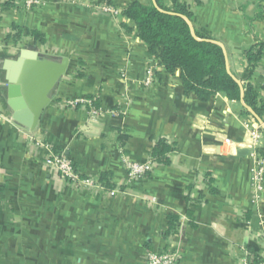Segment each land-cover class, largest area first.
I'll return each mask as SVG.
<instances>
[{"label": "crops", "instance_id": "0c3cea01", "mask_svg": "<svg viewBox=\"0 0 264 264\" xmlns=\"http://www.w3.org/2000/svg\"><path fill=\"white\" fill-rule=\"evenodd\" d=\"M132 1L40 0L26 10L24 0L7 8L0 0V264H146L148 252L167 250L178 264H242L248 254L264 261V187L254 200L251 181L264 163V136L250 142L260 122L220 94L204 103L185 94L180 71L168 73L122 28L131 25L122 13ZM178 2L223 49L233 78L245 81L244 53L264 42V0ZM104 4L119 14L102 13ZM22 50L68 60L34 131L12 120L7 104L4 65ZM250 82L264 106V48ZM79 99L97 114L68 105ZM159 141L172 148L167 164L154 162L131 183L123 162H149ZM56 153L93 184L63 180L45 163ZM168 214L178 225L165 235Z\"/></svg>", "mask_w": 264, "mask_h": 264}, {"label": "trees", "instance_id": "16d2710c", "mask_svg": "<svg viewBox=\"0 0 264 264\" xmlns=\"http://www.w3.org/2000/svg\"><path fill=\"white\" fill-rule=\"evenodd\" d=\"M13 1L9 0L4 7L13 6ZM171 1V9L166 8L159 0H156V5L132 1L122 13L131 25L122 24V28L128 33L135 31L136 37L146 46L148 55L168 73L180 71L185 94L194 95L197 101L202 103L208 102L217 94L231 102L240 103L242 100L244 106L240 115L248 118L251 115L247 111L249 109L255 121H259L264 126V106L260 104L250 82L263 53L264 42L252 45L245 51L247 78L238 83L228 71L223 49L214 41L210 33L204 28L195 27L194 18L186 5L180 4L178 0ZM21 35L22 31L15 28L12 39L18 41ZM23 35L42 42L36 32L25 31ZM262 135L264 136L263 129ZM171 151V147L159 141L151 157L157 164H167L166 155ZM257 153L264 157V146L258 148ZM104 178H101L102 182ZM167 219L168 230L165 235L173 234L176 232L178 219L173 214H168ZM253 260L254 263L259 261L256 256Z\"/></svg>", "mask_w": 264, "mask_h": 264}, {"label": "water", "instance_id": "95a60500", "mask_svg": "<svg viewBox=\"0 0 264 264\" xmlns=\"http://www.w3.org/2000/svg\"><path fill=\"white\" fill-rule=\"evenodd\" d=\"M67 67L65 58L52 61L30 50H22L16 60L6 61L7 104L12 120L26 130L34 131L51 101V92L65 76ZM240 103L244 106L242 100ZM247 111L253 116L249 109ZM261 127L264 130L262 124ZM253 153V148L243 149L237 151V156Z\"/></svg>", "mask_w": 264, "mask_h": 264}, {"label": "built area", "instance_id": "2783aa9c", "mask_svg": "<svg viewBox=\"0 0 264 264\" xmlns=\"http://www.w3.org/2000/svg\"><path fill=\"white\" fill-rule=\"evenodd\" d=\"M40 0H24V8L26 10H31L32 8L38 6ZM100 11L104 14L111 16H117L119 12L110 5H101ZM153 69L148 67L146 70V75L144 79V86H149L153 78ZM78 104H85L90 109L92 114H97L93 102L91 100L79 99L71 100L68 102L69 106L75 107ZM262 136V129L259 131H253L250 134V142L254 148L259 143ZM47 166L54 168L60 175V177L74 185L91 186L93 183L90 180L81 179L76 168L73 166L71 161L61 153L51 154L46 160ZM124 169L127 173L128 179L131 183H136L141 181L147 174L152 171L154 166V161L151 158L149 162L145 164L135 163L131 161H124ZM251 181L253 187V198L254 200L259 199V194L263 192L264 187V163L261 161L252 171H251ZM254 256H249L243 260L242 264H264V261L259 260L254 263ZM146 264H178V253L173 250L160 251V252H148L146 256Z\"/></svg>", "mask_w": 264, "mask_h": 264}, {"label": "rangeland", "instance_id": "374dc122", "mask_svg": "<svg viewBox=\"0 0 264 264\" xmlns=\"http://www.w3.org/2000/svg\"><path fill=\"white\" fill-rule=\"evenodd\" d=\"M260 128L262 129L261 125L258 127L257 131H259V132H260Z\"/></svg>", "mask_w": 264, "mask_h": 264}]
</instances>
